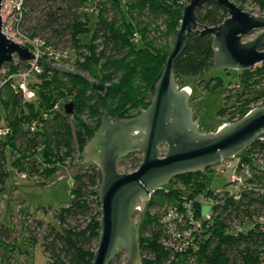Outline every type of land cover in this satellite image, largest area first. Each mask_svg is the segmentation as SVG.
I'll return each mask as SVG.
<instances>
[{
	"label": "trees",
	"instance_id": "16d2710c",
	"mask_svg": "<svg viewBox=\"0 0 264 264\" xmlns=\"http://www.w3.org/2000/svg\"><path fill=\"white\" fill-rule=\"evenodd\" d=\"M40 1L29 2L28 19L35 22V26L30 27V32L33 36L41 37L39 32L49 31L52 35L49 43L54 40L56 47L63 45L64 48L75 49L84 60L78 67L82 77L57 73L45 66L43 75L39 76L37 81L42 88L39 91L38 106L24 105L19 97L10 91L6 92V100L1 104L5 114L2 115L0 109V119L5 118L13 127L14 134L8 141L0 142L1 187L6 186L10 173L14 171L35 173L41 178H47L56 171L57 165L67 161V158L74 162L81 160L84 147L99 130L105 112H108L112 119L119 120L132 118L130 116L134 115L129 116L130 109H147L153 102L155 86L161 79L172 52L169 43L161 41L171 36L177 37L184 9L188 5L186 0H104L99 4L97 25L90 27L89 15L79 12V5L87 0H44L61 5L56 8L51 4L44 20L35 17ZM247 1L249 0H240L242 3ZM252 1L261 3V9L264 10V0ZM197 14L201 19V29L220 26L229 17L227 9L216 1L198 8ZM158 21L164 22V31L157 27ZM87 32L92 34L89 46L83 45L81 41V36ZM214 60L213 37L195 33L189 39L185 52L175 63V79L199 78L214 67ZM48 75L49 77L44 79ZM259 79H264V64L259 69L242 73L240 84L252 85ZM94 80L107 85L106 93H96L92 90L89 82ZM211 82L216 81L213 79ZM211 88L212 85L206 86V89ZM61 97L75 104L74 115H57L45 123L36 135L28 136L21 124L38 119L42 112L51 109ZM262 98L264 89L250 93L249 101L257 103ZM86 115L87 122L83 121ZM259 145L260 143H256L252 149ZM261 146L264 149V144ZM39 148L42 149V161L37 158ZM252 149L244 153L247 154ZM12 157H15V162L11 161ZM8 162H11L10 168ZM208 171L210 169L204 173L181 176L176 180L194 184L193 188L197 192H203ZM101 183L102 175L97 166L81 167L73 177L71 202L56 211L53 216L54 223L36 219L35 226L27 228V242L31 245H37L39 242L37 232L46 229L42 237V247L50 258L49 264L93 263L101 234ZM260 185L259 195L249 194L241 205L230 204L233 207L231 215L223 217L222 223L216 226L211 237L204 241L198 257L200 264L264 263V231L232 235L228 232L229 227L227 228L233 218L242 220L253 214L264 215V171ZM82 218L87 221L81 224ZM147 222L148 215L145 212L144 224L142 223L140 228L142 252L146 248L142 233ZM11 239V230L1 228L0 245L8 242L5 248L13 247L9 244ZM149 249L157 253L156 263L160 264L164 256L163 251L155 243H152ZM4 252L0 257L4 256ZM1 264H12V261L8 259Z\"/></svg>",
	"mask_w": 264,
	"mask_h": 264
},
{
	"label": "water",
	"instance_id": "95a60500",
	"mask_svg": "<svg viewBox=\"0 0 264 264\" xmlns=\"http://www.w3.org/2000/svg\"><path fill=\"white\" fill-rule=\"evenodd\" d=\"M216 1L225 7L229 17L217 27L202 28L197 9ZM181 26L174 48L166 62L165 71L155 86L152 104L132 119L113 120L105 112L101 126L84 147L83 164H93L101 171L99 189L101 205V234L92 264H111L119 255L126 256V264H143L140 228L151 193L169 185L174 179L204 173L222 160H232L250 149L264 135V108L250 111L243 119L226 124L216 133L201 134L194 123L190 107L191 90H180L174 67L183 55L187 43L195 33L213 37L214 67L217 69L252 71L264 64V16L242 10L231 0H186ZM0 0V71L6 64H14V54L23 63L39 62L57 73L82 77V72L68 65H53L37 58L28 47L17 44L3 34ZM257 36L250 41L246 37ZM16 65V64H14ZM86 79V78H85ZM96 93L104 94L107 85L90 81ZM65 113L72 116L75 104L65 105ZM167 148V153L162 148ZM132 153H141L143 161L131 174H121V160ZM140 211L138 222L135 212Z\"/></svg>",
	"mask_w": 264,
	"mask_h": 264
},
{
	"label": "built area",
	"instance_id": "2783aa9c",
	"mask_svg": "<svg viewBox=\"0 0 264 264\" xmlns=\"http://www.w3.org/2000/svg\"><path fill=\"white\" fill-rule=\"evenodd\" d=\"M30 1L2 0L3 34L9 40L28 47L37 58L46 59L58 66L70 64L68 65L70 69L78 70L79 64L84 60L75 49H61L41 37L33 36L30 32V27L35 26L27 15ZM100 3L101 0H87L79 5V12L89 16L93 13L98 15ZM13 57L16 65L6 64L0 71V106L6 100L7 91L19 97L24 105H40V85L37 81L39 76L43 75L45 66L36 59L23 63L17 54ZM68 103L71 102L65 99L54 103L51 109L42 112L38 119L22 123L23 131L30 137L36 135L45 123L53 120L57 115L66 114L65 105ZM236 121L237 119H234L232 122ZM13 134V127L4 117L1 118L0 142L8 141ZM256 143L260 145L252 149ZM256 143L250 148L252 149L250 152L239 155L237 162H235L236 156L232 160H222L209 168L217 177L232 173L229 183L223 189H210L205 194V190L197 192L193 188L194 184L174 179L169 185L151 193L145 211L148 222L142 233L146 247L143 252L141 250L143 264H157V253L149 249L152 243L164 253L160 264H200L198 257L201 247L204 241L211 237L216 226L222 223L223 217L231 215L233 207L230 204L241 205L249 194L256 196L261 192L260 182L264 171V149L261 145L264 144V135ZM41 150L38 149L39 155ZM11 159L12 162L16 160L15 157ZM18 174L23 180L42 179L35 174L32 178L28 172H18ZM204 208L209 209L207 214L203 213ZM227 228L232 235L248 234L256 230L264 231V215L253 214L242 220L233 218L227 224Z\"/></svg>",
	"mask_w": 264,
	"mask_h": 264
},
{
	"label": "rangeland",
	"instance_id": "374dc122",
	"mask_svg": "<svg viewBox=\"0 0 264 264\" xmlns=\"http://www.w3.org/2000/svg\"><path fill=\"white\" fill-rule=\"evenodd\" d=\"M53 1V0H51ZM237 4L242 10L250 12L255 16H264V10L261 9V3L249 0L246 3L240 0H231ZM103 0H101V3ZM60 8V4L40 1V6L35 14V17L40 20L45 19V14L49 10V6ZM90 27L97 25L98 16L93 13L89 16ZM35 25V22H32ZM157 27L161 31L165 30L163 21L156 22ZM156 27V26H153ZM41 38L49 42L52 35L49 31L39 32ZM257 34L251 35L244 39L245 41L253 40ZM82 44L85 46L91 45L92 34L90 32L81 36ZM176 38L171 36L167 40L162 39L161 43L168 42L169 46L174 48ZM55 41L52 40L51 43ZM64 48L63 45L60 46ZM67 49V48H65ZM72 57L74 55L71 54ZM263 64H259L256 68H261ZM242 72L239 70H226L211 67L203 76L199 78L181 77L176 79V83L180 90L190 89L192 94L190 98V107L193 110L194 123L199 125V132L201 134L216 133L221 127L226 124L234 123V119L240 121L250 111L257 108H264V98L257 103L249 101L250 93L261 91L264 89V79L256 80L252 85L240 84ZM45 76L44 79H47ZM216 82L212 83V80ZM95 81V80H94ZM240 84V85H239ZM207 85H212L211 89H206ZM42 88H39L41 91ZM65 97L58 99V102L63 101ZM2 115L5 114L4 108L0 106ZM146 109L140 108L136 111L129 112L132 118L139 116ZM246 111H249L246 115ZM129 118V119H132ZM116 120L115 118L113 119ZM83 121H88V116L83 117ZM236 121V122H237ZM164 154L167 153V148H162ZM245 155V153H242ZM43 155H39L42 160ZM237 162L239 156L236 157ZM9 161V160H8ZM12 161V160H11ZM143 155L135 153L132 157L119 163L118 171L121 174H131L141 165ZM83 157L79 161H72L67 158L62 164L57 165L56 171L49 177H43L39 181L23 180L17 172L10 173L6 186H0V229L8 228L11 230L12 239L9 244L12 246L0 245V254L4 252V256L0 257V264L2 261L11 259L12 264H49L50 258L45 253L42 247V237L45 235V228L37 232L39 242L37 245H31L27 242L29 239L27 228H33L36 224V219H43L44 221L54 223V214L56 211L68 205L71 202L70 191L73 185V177L81 167L85 166ZM8 168L11 167V162H8ZM89 164L87 166H92ZM27 166V165H26ZM29 167V166H27ZM29 171V170H28ZM31 172V171H30ZM31 176L35 173H30ZM36 175V174H35ZM232 173H225L219 177L212 171L207 172L205 194L210 190L223 189L229 183ZM34 178V176H32ZM209 209L204 208L203 213L207 214ZM87 219L82 218L80 223H85ZM139 221V213L134 217V222ZM15 245V246H14ZM17 249V250H16ZM11 250H13L11 252ZM13 253V254H12ZM126 256L121 255L116 258L111 264H126Z\"/></svg>",
	"mask_w": 264,
	"mask_h": 264
},
{
	"label": "flooded vegetation",
	"instance_id": "af4514ba",
	"mask_svg": "<svg viewBox=\"0 0 264 264\" xmlns=\"http://www.w3.org/2000/svg\"><path fill=\"white\" fill-rule=\"evenodd\" d=\"M137 213H139V218H140V214H141L140 211L135 212L134 217L136 216ZM144 214H145V212H144ZM144 214H143V219H142L143 221H144ZM143 221H142V223H143Z\"/></svg>",
	"mask_w": 264,
	"mask_h": 264
},
{
	"label": "bare ground",
	"instance_id": "6f19581e",
	"mask_svg": "<svg viewBox=\"0 0 264 264\" xmlns=\"http://www.w3.org/2000/svg\"><path fill=\"white\" fill-rule=\"evenodd\" d=\"M144 224V223H143ZM146 227V226H145Z\"/></svg>",
	"mask_w": 264,
	"mask_h": 264
}]
</instances>
